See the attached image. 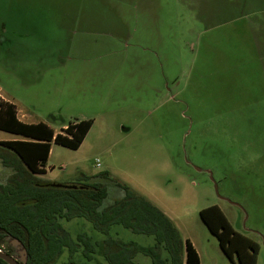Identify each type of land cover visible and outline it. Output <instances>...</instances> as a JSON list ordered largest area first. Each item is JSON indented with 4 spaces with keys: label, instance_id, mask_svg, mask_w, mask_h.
<instances>
[{
    "label": "rangeland",
    "instance_id": "obj_1",
    "mask_svg": "<svg viewBox=\"0 0 264 264\" xmlns=\"http://www.w3.org/2000/svg\"><path fill=\"white\" fill-rule=\"evenodd\" d=\"M1 96L26 123L93 120L78 149L52 143L54 174L109 172L173 218L205 264H234L200 216L219 205L264 264V0H0ZM11 173L0 162V182ZM101 181L106 203L123 195ZM63 224L106 238L82 218ZM111 235L154 241L120 225ZM73 260L107 264L82 248Z\"/></svg>",
    "mask_w": 264,
    "mask_h": 264
},
{
    "label": "trees",
    "instance_id": "obj_2",
    "mask_svg": "<svg viewBox=\"0 0 264 264\" xmlns=\"http://www.w3.org/2000/svg\"><path fill=\"white\" fill-rule=\"evenodd\" d=\"M65 125L56 133L45 122L26 123L18 118L16 105L0 97V129L24 137L0 142V162L12 170L7 180L0 182V249L14 255L15 247L7 241L11 236L27 250L26 264H56L65 250L69 263L77 264L74 254L81 248L87 261L99 255L107 264H138V254L149 256L152 264H201L195 246L183 238L175 222L153 201L109 172L96 177L82 174L74 181L59 182L61 186L41 176L52 143L78 149L93 120ZM100 179H110L123 195L106 203L107 185ZM200 216L234 264L235 259L237 264H257L259 243L236 231L220 206H208ZM76 218L91 222L106 238L97 241L84 232L74 238L63 220ZM115 225L152 236L154 244L143 246L114 237L111 229ZM0 264L9 263L0 258Z\"/></svg>",
    "mask_w": 264,
    "mask_h": 264
},
{
    "label": "crops",
    "instance_id": "obj_3",
    "mask_svg": "<svg viewBox=\"0 0 264 264\" xmlns=\"http://www.w3.org/2000/svg\"><path fill=\"white\" fill-rule=\"evenodd\" d=\"M4 100H7V101H10V100H8L6 97H4V96H1ZM16 107H17V105H16ZM17 116H18V118L20 119V120H22V121H24V122H28L27 120H26V118H27V115H24V114H21L20 113V110L17 108ZM53 129H54V131L56 132V133H58V132H62V128H65L66 127V125H62V127H60V128H55V127H53V126H51ZM0 131H4V132H8V131H5V130H1L0 129ZM10 134H9V136L8 137H5V136H3V137H1V139H0V142L1 141H9V140H18V139H23L24 137L23 136H21V135H18V134H15V133H11V132H9ZM51 153H52V146H51V150H50V154H49V158H48V161L50 160V158H51ZM48 161H47V164H46V166H45V172L41 175L42 177H44V178H46V179H48V180H51V181H56V182H61V183H64V182H70V181H74V180H76L77 179V177H70L69 175V177L68 176H64V175H66V174H54V172H53V170L52 169H50V163H48ZM8 169V168H7ZM94 180H97L98 178H93ZM154 202V201H153ZM155 203V202H154ZM156 204V203H155ZM157 205V204H156ZM158 206V205H157ZM219 206V205H218ZM159 207V206H158ZM221 208V207H220ZM222 209V208H221ZM165 212V211H164ZM166 213V212H165ZM168 215V214H167ZM169 216V215H168ZM170 217V216H169ZM171 218V217H170ZM173 221H174V219L173 218H171ZM175 222V221H174ZM176 224V223H175ZM176 226H177V224H176ZM178 227V226H177ZM178 229L180 230V228L178 227ZM180 232H181V234H182V236H183V238L184 239H189L192 243H193V245L195 246V248H196V250L198 251V253H199V256H200V262H201V264H205L204 263V260H203V254H202V252H201V250L199 249V247H198V245H197V243L190 237V236H185V235H183V233H182V231L180 230ZM239 232V231H238ZM241 233V232H240ZM242 235H244V236H247V235H245V234H243V233H241ZM247 237H249V236H247ZM249 238H251V237H249ZM251 239H253V238H251ZM254 240V239H253ZM256 241V240H255ZM138 243V242H137ZM140 244V243H139ZM154 244V241H153V243H151V244H148V245H153ZM141 245H143V244H141ZM143 246H147V245H143ZM223 251V250H222ZM223 253V252H222ZM146 256V255H145ZM163 256H167V253L165 252V253H163ZM209 257H211V255H209ZM212 258V257H211ZM135 260H136V262L138 263V264H140L139 263V261H138V257L136 256V258H135ZM151 263H152V260H151Z\"/></svg>",
    "mask_w": 264,
    "mask_h": 264
},
{
    "label": "water",
    "instance_id": "obj_4",
    "mask_svg": "<svg viewBox=\"0 0 264 264\" xmlns=\"http://www.w3.org/2000/svg\"><path fill=\"white\" fill-rule=\"evenodd\" d=\"M53 185L61 186L63 184L54 182ZM68 186V185H67ZM7 241L13 246L18 248L19 256L16 257L6 251L0 250V258L6 260L9 264H26L27 263V250L23 247L22 242L17 238L7 237Z\"/></svg>",
    "mask_w": 264,
    "mask_h": 264
},
{
    "label": "built area",
    "instance_id": "obj_5",
    "mask_svg": "<svg viewBox=\"0 0 264 264\" xmlns=\"http://www.w3.org/2000/svg\"><path fill=\"white\" fill-rule=\"evenodd\" d=\"M1 250V249H0Z\"/></svg>",
    "mask_w": 264,
    "mask_h": 264
}]
</instances>
